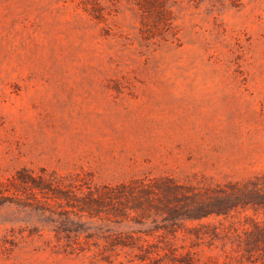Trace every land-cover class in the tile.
<instances>
[{
	"label": "rangeland",
	"instance_id": "374dc122",
	"mask_svg": "<svg viewBox=\"0 0 264 264\" xmlns=\"http://www.w3.org/2000/svg\"><path fill=\"white\" fill-rule=\"evenodd\" d=\"M145 5L0 0V187L24 169L70 197L0 192V264H146L105 249L99 235L143 226L90 217L89 195L133 179L204 188L264 173V0H168L170 28ZM233 214L186 226L264 224V211ZM169 237L196 264H227L220 242Z\"/></svg>",
	"mask_w": 264,
	"mask_h": 264
},
{
	"label": "trees",
	"instance_id": "16d2710c",
	"mask_svg": "<svg viewBox=\"0 0 264 264\" xmlns=\"http://www.w3.org/2000/svg\"><path fill=\"white\" fill-rule=\"evenodd\" d=\"M145 5L157 21L170 28L173 23V11L168 0H146ZM99 4L96 3V6ZM97 10V9H96ZM101 18L99 11L94 13ZM9 184L2 182L0 192L11 191L20 198L40 201L43 198H70L60 186L44 175H34L26 170H19L9 179ZM11 185L13 187H8ZM83 208L90 217L105 216L115 224L137 223L143 227L123 231H106L98 239L105 241V249L118 251L128 248L134 257L146 264H196L198 252L188 250L180 253L174 246L172 237L179 229L185 230V238L194 242L193 246L206 245L218 247L221 243L227 264H264V224L251 220L250 227L238 229L225 224L200 223L192 228L186 226L189 221H201L212 215L228 217L242 210L264 211V173L256 174L242 181H229L224 185L201 188L184 185L166 179H133L115 186H105L97 195H89ZM161 217V227L146 228L147 220L156 223ZM162 231L156 235L155 232ZM152 236L158 241H149Z\"/></svg>",
	"mask_w": 264,
	"mask_h": 264
}]
</instances>
